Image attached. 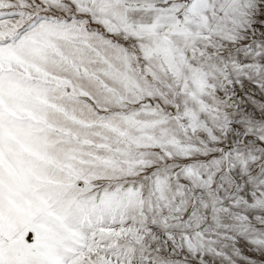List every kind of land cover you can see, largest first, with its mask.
Returning <instances> with one entry per match:
<instances>
[{
	"label": "snow or ice",
	"instance_id": "1",
	"mask_svg": "<svg viewBox=\"0 0 264 264\" xmlns=\"http://www.w3.org/2000/svg\"><path fill=\"white\" fill-rule=\"evenodd\" d=\"M0 264H264V0H0Z\"/></svg>",
	"mask_w": 264,
	"mask_h": 264
}]
</instances>
